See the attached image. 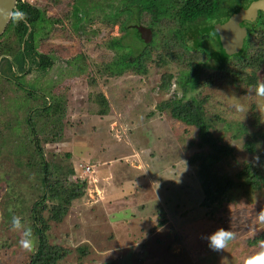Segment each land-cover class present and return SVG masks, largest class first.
<instances>
[{
    "label": "rangeland",
    "instance_id": "obj_1",
    "mask_svg": "<svg viewBox=\"0 0 264 264\" xmlns=\"http://www.w3.org/2000/svg\"><path fill=\"white\" fill-rule=\"evenodd\" d=\"M72 3H37L49 22L60 20L41 24L37 35L38 50L53 57L54 69L40 76L12 78L23 90L0 77V264H25L36 249L33 235L30 249L21 248L18 241L24 229H31L30 208L40 194L37 174L27 167L22 147L25 117L30 108L31 113L40 108L42 97L48 103L54 98L63 107L61 136L43 142L53 135L47 126L37 134L45 160L58 164L63 172L71 168L69 179L86 182L85 194L73 200L64 220L50 223L46 233L50 246L67 251L59 264H242L259 250L260 243L251 247L246 239L264 229L256 220L264 209V188L248 196L233 189L220 205L202 208L196 164L188 162L200 150L198 132L157 109L183 95L172 85L182 70L179 64L155 69L156 54L164 52L161 33L158 50L149 51L151 70L146 75L103 73L114 56L106 43L117 33L96 23L100 10L92 14L94 22L73 24ZM80 11L90 21L84 9ZM70 59L75 64L71 69ZM76 66L87 71L85 77L82 72L75 74ZM1 69L9 74L7 64ZM165 73L173 77L167 86L161 82ZM32 88L33 100L26 102ZM198 90V99L209 96L203 108L214 125L213 135L233 149V158L219 171L233 176L251 163L264 172V161L258 159V155L264 158V142L257 145L258 154L243 149V128L249 126L252 110L264 127V97L257 95V88L216 84ZM97 94L109 106L104 116L96 114ZM13 216L20 219L19 228L12 226ZM218 229L231 231L233 238L214 250L207 237ZM78 248L85 254L80 255Z\"/></svg>",
    "mask_w": 264,
    "mask_h": 264
},
{
    "label": "trees",
    "instance_id": "obj_2",
    "mask_svg": "<svg viewBox=\"0 0 264 264\" xmlns=\"http://www.w3.org/2000/svg\"><path fill=\"white\" fill-rule=\"evenodd\" d=\"M59 0H53L58 3ZM217 0H72L74 2L71 7V14H75L76 11L84 9L87 17L92 20L93 15L97 10L103 8L105 13L104 20H110L115 13L116 4L123 11H118L121 14L129 12L127 8L133 6L137 11L152 9V15L157 17L165 16L168 19L175 20L180 14L195 15L204 12L207 7H213ZM19 12L23 13V20H13L11 18L4 34L0 37V55L6 54L13 56L17 59L16 51L19 50V46L22 43V38L26 33V26L24 21L31 27V31L28 34L25 42V52L28 53L32 50V35L34 22L38 17L45 18V11L30 7L26 4H17ZM181 12V13H180ZM88 14H90L88 16ZM166 14V15H164ZM85 18V15H84ZM124 24H122V29ZM171 29H169L170 31ZM212 33V32H211ZM210 33V34H211ZM176 37L177 33H175ZM7 37H13L12 43L6 45ZM262 38V37H258ZM180 40V39H179ZM177 40V41H179ZM204 38L197 41L194 50H200L197 55L202 59L206 52L211 57V60L218 62L220 66L223 64L220 61L219 49L216 51H208L210 41ZM180 45L175 42H164L162 48L164 49V55H162L163 63H176L185 58V60L191 62L194 55L190 58L188 51L180 52ZM179 47V48H178ZM202 48V49H201ZM194 52H197V51ZM207 50V51H206ZM20 55V54H19ZM7 63L6 59H3ZM167 61V62H166ZM188 64V63H187ZM123 69H128L134 66L137 72H144L142 68L130 63L128 60H124L121 64ZM122 67L120 66L118 74L122 73ZM109 73L113 74L112 68H109ZM117 73V72H115ZM13 75V74H12ZM17 78V77H14ZM2 80V78H0ZM6 83H10L7 79H4ZM172 80V75L165 73L161 77V82L164 85H169ZM18 89L23 90L17 83L12 82ZM21 84V82L19 81ZM216 84L227 85L233 87L245 86L248 88H257L259 85L264 84V45L260 48L256 54H250L243 59H239L237 64H234L230 76L225 79V76L215 80L214 82L206 83L207 86L212 87ZM28 100L31 102L33 98L31 95L33 91H27ZM200 96V95H198ZM95 102L100 109L97 111V115L104 116L109 110L108 103L102 94L95 96ZM51 98V97H50ZM209 96H204L203 99L195 97L186 99H170L166 100L159 105L157 109L159 111H167L169 116L181 122L186 127H191L197 130L198 147L199 151L192 153L188 157V162L193 165L196 164V176L200 183L202 192V208H212L215 205H220L224 200L226 194L233 189H238L243 195L248 196L252 193L259 192L264 188V172L258 170L251 163H245L242 167L232 175L221 173L219 170L223 169V163L228 164V159L233 158L234 153L230 144L223 143L219 137L213 135L212 129L213 123L205 116L203 104L208 100ZM42 103L40 108H35L31 113V108L28 110L25 117V124L27 129V135L23 142V153L28 160L26 165L31 168L34 173L37 174L36 182L39 183L40 194L36 201L33 202L29 219L31 223V233L36 238V249L33 255H31L29 261L25 264H59L60 260L67 255V251L59 246H50L46 237V233L49 229L50 223L59 224L65 216L68 214L71 208V202L75 199L81 198L86 191V182L71 180L69 177L73 174L71 168H67L64 172L61 167L51 161H46L43 155V149L41 142H54V137H60L61 131V115L63 112L62 103L54 98H51V102L48 103L41 98ZM25 102V103H26ZM249 126L244 125L245 141L243 149L246 154H258L257 145L264 142V127L259 123L260 115L254 110L250 114ZM48 123V125L46 124ZM53 124V125H52ZM57 128L53 129L50 126ZM46 126L50 128L53 133L51 140L43 139L42 141L37 137V134L44 133ZM57 130V131H56ZM57 139V138H56ZM41 141V142H40ZM206 147V149H203ZM68 155V154H67ZM259 162H263L262 155H258ZM163 223V222H162ZM261 241H264V229L259 233L246 239L248 246H257ZM77 251L80 255H84L85 251L82 248H78Z\"/></svg>",
    "mask_w": 264,
    "mask_h": 264
},
{
    "label": "flooded vegetation",
    "instance_id": "obj_3",
    "mask_svg": "<svg viewBox=\"0 0 264 264\" xmlns=\"http://www.w3.org/2000/svg\"><path fill=\"white\" fill-rule=\"evenodd\" d=\"M252 1L257 2L260 0H217L215 1V5L213 7H207V9L202 13L195 14L193 16L185 15V17L184 14H180L178 18L177 16H175V20L168 19L165 16H160L157 19V17H155L157 15H152V9L151 11L148 8L143 11H137L134 6L132 8H127L129 12L119 14L117 13V10L123 11L125 9L117 8L118 3L115 6V13L112 12L113 17L110 20H104V14L108 11H103L102 8L100 11V17L96 20V23L106 24L110 27V29L114 28L117 35L112 36L111 40L106 43V48L112 50L114 52V56L110 62L105 64L101 72H105L113 76H120L125 72H132L133 74H138L142 76L146 75L151 70V68L149 70V60L151 61V59L149 58V51L158 50L156 49L155 45H157V35H160L161 33L162 38L160 39V42H162V44L164 42H175L176 44L180 45L181 43L180 52L188 51L190 58L192 57V55L195 56L191 58V62L185 60V58H182V60L179 62V66L182 69L179 73V77H177V79H174V81L172 77L171 81H173V87H177L178 89L180 88L183 94L181 97H179L180 99L184 100V98L186 99L191 97L197 98L196 95L200 87L202 88V86L206 85V83L214 82L215 80L220 79L224 76L225 79L228 78L230 76V72L233 65L237 64L239 59H243L245 56H249L252 53L256 54V52L263 47L264 10L259 8L257 15L254 19L250 18V20L248 21L244 20L238 23L246 25L249 24L248 31L245 37L243 38L242 46L231 55H223L221 52H218L221 56L220 61L223 62L221 66L220 64H218V62L214 61L213 59L211 60V57H209V54H207L206 52L204 53V56L201 59L199 57L200 55H197L200 50L195 49L197 52H194L195 50L193 48L197 41L199 42L200 40L206 38L208 39L207 41L211 42L208 51H216L217 46L212 40V36L214 35L210 34L212 28L216 24H224L229 18V16L235 12V10L246 8ZM30 7L42 11V9H40L37 4ZM71 16L74 17L73 24L76 25L90 24L95 21L93 19L90 21H86L84 17L82 18L81 11H76L75 14L73 13L71 14ZM45 18H43L42 16L38 17L37 20L33 23V35L31 40L32 50H30L29 53L28 50L27 52H25V42L27 40L28 34L31 31V27L29 26L30 30L29 32H27L28 28L26 26V33L22 38V43L19 46V50L16 51L15 54L17 59L13 58V56H9L6 54L0 55V77H3L4 79H7L11 82H16L14 81V79H12L14 78L12 74H15L20 79H24L30 73H35L37 74V76H40L41 74H44L45 72L49 71L51 68L54 69L52 64L53 57L49 56L48 54L41 53L38 50L37 35L39 34V27L41 24H46L45 22H49L50 20ZM59 22L60 20L53 19L49 22V24H57ZM122 24H124L123 29ZM139 29L142 30L144 35L141 34ZM169 29L171 30L169 31ZM148 33L150 37L147 39V36L145 34L148 35ZM175 33H177V36H179V38L174 35ZM12 41L13 37H9L5 41L6 45L8 43H12ZM137 42L140 44L138 48H136L134 45V43ZM162 55H164V52H160V54L158 55L156 54V65H154L155 69L157 68V66L163 68L167 65L166 63L162 62ZM5 56L12 59L13 62H10L8 59H6L7 63L3 61V59L6 58ZM124 60H128L130 63L134 64L135 68L136 66H138L137 68H142L144 72H137L135 69H133L134 66L128 69H123V66L121 64ZM72 62L73 64L72 66L70 65V69L75 65L74 59H70V64ZM5 64L8 65L9 74H6L1 69L2 66ZM65 65L68 66L67 64ZM120 66L122 67L123 71L122 73L118 74ZM109 68H112L113 74L109 73ZM76 69L78 70V67ZM80 72H82V75L85 77L87 71L82 68L80 71L78 70L75 74ZM75 78L78 79L77 77ZM34 82L35 81H33V83ZM31 91L36 92L33 88ZM193 92H195V95L190 96V94H192Z\"/></svg>",
    "mask_w": 264,
    "mask_h": 264
},
{
    "label": "water",
    "instance_id": "obj_4",
    "mask_svg": "<svg viewBox=\"0 0 264 264\" xmlns=\"http://www.w3.org/2000/svg\"><path fill=\"white\" fill-rule=\"evenodd\" d=\"M17 4L18 0H0V37L5 32L12 18V13L19 12ZM259 8L264 10V0L257 2L252 1L246 8L235 10V12L229 16L224 24H216L212 28L211 34L214 35L212 36V40L214 41V44H216L217 49H219L223 55H231L242 46L243 38L248 31L249 24L246 25L238 23L244 20L248 21L250 18L254 19ZM21 19L23 20V18ZM24 24L28 28L27 32H29L30 28L28 23L24 21ZM139 31L144 35L142 30L139 29ZM145 35L147 36V39L150 37L149 33L148 35ZM5 57V59L13 62L9 57ZM12 76L17 77L15 74Z\"/></svg>",
    "mask_w": 264,
    "mask_h": 264
},
{
    "label": "clouds",
    "instance_id": "obj_5",
    "mask_svg": "<svg viewBox=\"0 0 264 264\" xmlns=\"http://www.w3.org/2000/svg\"><path fill=\"white\" fill-rule=\"evenodd\" d=\"M13 20L23 18L22 12L12 13ZM257 95L260 97H264V84H261L257 87ZM264 108V106H261ZM243 110V109H240ZM256 220L259 223L264 224V209H261L256 216ZM11 224L14 228L20 227V219L16 216H13L11 219ZM21 238L18 241V244L21 248L30 249L32 247V233L30 228L24 229L21 234ZM233 238V234L231 231L225 229H218L213 232L207 239L209 240V245L214 250H219L225 247L227 241ZM242 264H264V241L260 242L259 250L250 256H247Z\"/></svg>",
    "mask_w": 264,
    "mask_h": 264
},
{
    "label": "built area",
    "instance_id": "obj_6",
    "mask_svg": "<svg viewBox=\"0 0 264 264\" xmlns=\"http://www.w3.org/2000/svg\"><path fill=\"white\" fill-rule=\"evenodd\" d=\"M39 0H18V3H24L28 6H34L38 3Z\"/></svg>",
    "mask_w": 264,
    "mask_h": 264
}]
</instances>
